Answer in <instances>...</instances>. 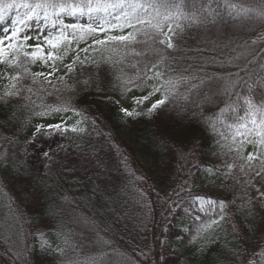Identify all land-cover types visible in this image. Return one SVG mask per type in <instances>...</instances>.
Returning <instances> with one entry per match:
<instances>
[{
	"label": "trees",
	"instance_id": "1",
	"mask_svg": "<svg viewBox=\"0 0 264 264\" xmlns=\"http://www.w3.org/2000/svg\"><path fill=\"white\" fill-rule=\"evenodd\" d=\"M24 2L36 0H15ZM172 2L182 14L173 24L179 27L171 49L147 28L77 30L75 37L68 30L64 44L70 46L66 53L62 47L53 76L49 67L23 57L19 67L0 64V264H161L160 255L163 264H240L237 252L247 264L264 248V222L252 223L234 179L252 154L264 190V150L250 131L251 119L259 124L264 117H246L243 103L245 97L264 102V89L253 86L250 93L245 87L264 80V19L257 15L264 0ZM25 11L8 12L0 37ZM193 12L198 20L186 18ZM61 19L66 25L99 23L87 16ZM29 23L20 35L35 38L36 21ZM123 32L134 40L93 43ZM37 42L21 50L32 51L27 45ZM36 73L45 75L33 79ZM18 74L23 79L12 88ZM14 91L21 95H5ZM158 95L164 103L149 115ZM121 102L140 115L126 116ZM48 120L69 130L40 176L24 168L23 147L41 137L37 126ZM162 136L183 145L175 157L165 154ZM207 177L217 180L216 187L201 191ZM197 196L223 202L224 219L210 224L217 206L200 205Z\"/></svg>",
	"mask_w": 264,
	"mask_h": 264
},
{
	"label": "snow or ice",
	"instance_id": "2",
	"mask_svg": "<svg viewBox=\"0 0 264 264\" xmlns=\"http://www.w3.org/2000/svg\"><path fill=\"white\" fill-rule=\"evenodd\" d=\"M24 8L26 11L22 16H18L17 19L12 20V29L9 32L8 28L4 29L6 35L0 37V64H4L8 67H19L23 61H29L31 63L40 62L45 66L49 67L51 71L47 74L49 77L53 76L56 71H58V61L61 59V50L63 47L64 52L66 53L70 42L64 44L68 40L66 35L68 30H72V34L75 37L77 30H80L85 34H92L97 32H109L111 29H120L123 31L124 28H133L137 31H140L144 28L151 29L153 33L154 41H158L160 44L165 45L167 48L171 49L174 47L173 37L176 34V27H179L176 24V27H173L175 24L176 17L182 13L179 11L180 6L173 3L172 0H36L35 3H15V0L11 3H6L5 0H0V22H3L5 16L13 8ZM175 9V11H174ZM257 15L264 19V11L257 13ZM62 16H71V17H83L87 16L89 20L95 18L99 23L96 26L93 24H88L87 26L80 24H64L61 19ZM186 18L191 20H198V15L193 12L191 15H188ZM36 21L38 35L33 38L29 35H20L21 32H24L30 29V21ZM115 20L116 23L112 21ZM43 21V24L40 22ZM168 24L167 31L164 30V24ZM137 25L141 28H137ZM45 28L48 29V35L43 36ZM53 29H55V34H53ZM83 39V36L80 37ZM35 39L38 41L35 44L27 45L28 48L32 51H22L21 49L26 45V42L29 40ZM43 40V43L39 41ZM134 40V37L131 33L127 35H108L104 40H94V44L102 45L107 41H128ZM7 41V43H6ZM45 46H47L48 51H45ZM83 51H88V49H83ZM23 57V61L21 60ZM79 57L77 56L76 60ZM74 60L73 63L76 62ZM67 71H72V65H68ZM29 75L28 69H24V76ZM44 73L32 74L33 79L35 76H44ZM23 79L21 75H16L12 77L14 83L11 85L12 88H16V85ZM51 83V80H49ZM253 86L256 88L264 89V80H255L252 84H247L245 87L251 93L253 91ZM158 90V89H156ZM31 91V89H28ZM5 95L20 96V91H14L5 93ZM3 99V98H0ZM147 99V97H144ZM140 103L141 101H136ZM164 100H158L155 104L152 105V108L149 109V115L152 111L156 109L159 105H162ZM244 105L246 106L245 116L254 117L259 114L261 117H264V102L254 103L251 97H245L243 100ZM56 112L69 111L65 108H55L52 109ZM75 111V110H71ZM126 116L140 115V113H134L128 109H121ZM40 115H46L47 112H41ZM80 115V113H75ZM251 123L255 126L254 129L250 131H255L256 136L259 137L257 143L264 146V118H261L259 124H257L256 119H251ZM246 124H241L240 127H246ZM41 128H46V130L51 131L52 133H65L69 129L66 127L63 122L60 124H49V125H38L37 133L40 132ZM71 131H83V129H77L73 127ZM35 135V134H34ZM33 148L37 153H42L45 159H51L50 152L45 150L43 145L36 147L35 140L30 142ZM161 147L164 150L165 154H170L172 157L176 156V149L182 148L183 145L178 143L175 140L171 142L167 138H161ZM248 159L252 160L255 157L252 154L248 155ZM103 162L98 161L97 167H102ZM231 167V165H229ZM260 173L257 172V175ZM178 194V193H177ZM261 197H264V193H261ZM195 200L200 203V205L208 204L211 208L213 205H216V211L219 215L210 220V224H217L219 220L224 219V203L216 200H212L207 197H195ZM201 207V211H203ZM199 220L200 217H197ZM207 226V225H205ZM234 228V226H233ZM201 228L197 229V232L201 231ZM235 230V229H234ZM178 238H182L180 233H177ZM42 251H46L44 246H41ZM147 258V254L142 253ZM237 260L240 264H244L242 258V253H234ZM158 261L163 264V261L166 260V257L160 255ZM259 262H264V248H261L259 252L253 251L251 253V258L247 260V264H258Z\"/></svg>",
	"mask_w": 264,
	"mask_h": 264
},
{
	"label": "rangeland",
	"instance_id": "3",
	"mask_svg": "<svg viewBox=\"0 0 264 264\" xmlns=\"http://www.w3.org/2000/svg\"><path fill=\"white\" fill-rule=\"evenodd\" d=\"M125 35L126 33L123 32ZM160 100L158 95L155 99V103ZM154 103V104H155ZM121 109L126 108V103H119ZM49 124H60L57 120H48L44 122V126ZM43 133L40 138L28 139L23 147V166L25 169L32 168L36 169L40 176L43 175L45 170L46 159L43 157L42 153H37L33 148L31 141L35 140L36 147L43 145L45 150L50 153L54 150L60 149L65 144L66 133H52L46 128H41ZM259 137L255 139L258 148L264 150V146L257 143ZM258 166L255 161L249 160V162L239 168L236 171L234 179L237 183L236 188L241 195L244 205L248 207L250 216L252 218V223L254 225L264 222V197H261V193H264L262 184L257 175ZM217 180L213 177H207L203 182L199 184V189L201 191H207L209 188L214 189L216 187ZM213 186V187H212ZM210 189V190H211ZM261 221V222H260Z\"/></svg>",
	"mask_w": 264,
	"mask_h": 264
}]
</instances>
